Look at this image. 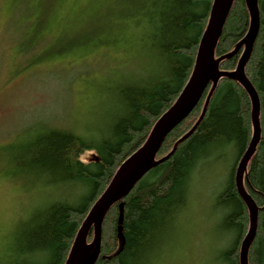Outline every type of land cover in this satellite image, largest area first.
<instances>
[{"label": "trees", "instance_id": "1", "mask_svg": "<svg viewBox=\"0 0 264 264\" xmlns=\"http://www.w3.org/2000/svg\"><path fill=\"white\" fill-rule=\"evenodd\" d=\"M212 1L117 0V9L114 10L109 0L104 18L111 14L119 22L112 20L107 25L94 23L88 27L92 28L88 40L115 28L117 34L123 36V41H131L132 38L121 29L126 24L130 25L131 17L145 18L154 28L151 42L147 46L142 45L149 60L140 59L139 71L127 76L131 79L124 77V80L116 79L111 83L110 86H114L117 81L122 82L115 85L116 91L113 90L110 118L114 121L106 134L92 139L71 129L49 128L35 133L19 148L15 159L19 172H29L36 178L53 174L49 183L57 186L74 188L78 182L80 193L73 201L52 202L34 215L18 232L13 245L0 254V264H64L93 203L120 165L143 144L156 120L171 106L186 83ZM50 3L51 0L43 1L44 14ZM257 3L260 14L258 34L244 66V73L259 97L261 127L260 139L243 181L245 190L259 209L256 234L248 251V264H264V0H257ZM38 18L35 19L36 25L42 20L39 18L38 22ZM248 22L245 0H233L214 49V59L233 50L246 34ZM139 23L141 21L136 20L135 25L140 26ZM84 32L86 30L73 34ZM32 34L34 36V32ZM138 35L134 38L137 39ZM27 36L33 39V36ZM143 37L134 45L140 41L144 43ZM94 41L101 45L108 42L105 39ZM113 41L117 42V39ZM241 54L242 49L234 56L220 60L218 71H233ZM154 58L159 60L157 64ZM138 74L140 77L134 79ZM107 89L110 91L109 87ZM207 91L189 115L168 133L156 159L165 156L175 141L195 124ZM250 112V98L244 88L234 79L221 77L195 130L168 159L151 168L128 194L109 208L102 222L100 253L95 264H148L149 254L161 243V234L172 226L180 212L188 209L199 165L207 161L218 166L231 149L237 152V160L245 150L252 132ZM89 151L93 153L89 154ZM234 169L235 163L215 197L216 203L226 208L221 225L227 236L232 238L231 244L221 253L225 264H239V244L248 230L247 208L237 193ZM120 202L123 203L120 223L123 244L118 237ZM91 241L92 233L86 239L87 243Z\"/></svg>", "mask_w": 264, "mask_h": 264}, {"label": "rangeland", "instance_id": "2", "mask_svg": "<svg viewBox=\"0 0 264 264\" xmlns=\"http://www.w3.org/2000/svg\"><path fill=\"white\" fill-rule=\"evenodd\" d=\"M43 1L0 0V254L34 215L52 202L73 201L80 193L78 182L74 188L57 186L49 183L53 174L36 178L19 172V148L49 128L71 129L92 139L106 134L114 121L113 90L122 82L110 85L139 71L140 59L149 60L142 45L147 46L154 33L147 19L131 17L130 25L121 29L131 41H123L115 28L88 40V27L94 23L119 22L111 14L104 18L109 0H51L46 14ZM116 1L110 0L114 10ZM37 16L42 19L39 25ZM81 30L86 32L73 34ZM143 35L144 43L134 45ZM95 39L108 42L101 45ZM236 158L231 149L220 165L209 164L195 175L188 209L161 234L148 264H225L221 253L232 238L221 225L226 208L215 197Z\"/></svg>", "mask_w": 264, "mask_h": 264}, {"label": "water", "instance_id": "3", "mask_svg": "<svg viewBox=\"0 0 264 264\" xmlns=\"http://www.w3.org/2000/svg\"><path fill=\"white\" fill-rule=\"evenodd\" d=\"M232 3L233 0L212 1L207 23L199 39L193 68L188 80L174 103L156 120L143 144L120 165L105 190L93 203L78 229L64 264H95L100 253L102 222L109 208L128 194L151 168L170 157L175 147L169 154L156 159V154L164 138L189 115L204 90L209 86L199 118L182 139L188 137L195 130L206 113L210 98L221 77L236 80L248 94L251 103L252 136L245 152L236 165L234 174L235 186L239 196L247 207L249 219L247 233L240 244L239 264H248V250L257 229L258 207L244 189L243 176L247 163L260 139L261 127L259 123V97L244 73V66L250 57L255 38L258 34L260 14L257 0H245L249 14L246 34L238 41L232 51L214 60V49ZM241 49L242 54L233 71L217 70L220 60L234 56ZM212 68H214L213 72L211 71ZM118 207V237L123 244V237L120 232L123 203L120 202ZM90 233H92V241L87 243L86 239Z\"/></svg>", "mask_w": 264, "mask_h": 264}, {"label": "bare ground", "instance_id": "4", "mask_svg": "<svg viewBox=\"0 0 264 264\" xmlns=\"http://www.w3.org/2000/svg\"><path fill=\"white\" fill-rule=\"evenodd\" d=\"M214 60H216V59H214ZM217 70H218V68H217ZM211 71L213 72L214 71V68H212L211 69ZM190 76V75H189ZM189 78V77H188ZM188 80V79H187ZM185 85V84H184ZM217 86V85H216ZM184 87V86H183ZM205 90H209V86L205 89ZM204 90V91H205ZM215 91V90H214ZM181 92V91H180ZM179 92V93H180ZM204 93V92H203ZM202 93V94H203ZM207 93H208V91H207ZM207 93H206V95H205V97L207 96ZM214 93V92H213ZM179 95V94H178ZM213 95V94H212ZM202 96V95H201ZM200 96V97H201ZM212 97V96H211ZM211 99V98H210ZM176 100V99H175ZM205 101V100H204ZM174 103V102H173ZM172 103V104H173ZM171 104V105H172ZM200 116V115H199ZM199 118V117H198ZM250 118H251V116H250ZM196 123V122H195ZM260 123V122H259ZM194 126V125H193ZM192 126V127H193ZM192 127H191V129H192ZM251 127H252V122H251ZM190 129V130H191ZM252 129V128H251ZM189 130V131H190ZM188 132V131H187ZM187 132L186 133H184L182 136H180L176 141H175V143H174V145L172 146V148H171V150L167 153V154H169L172 150H173V148L175 147V149L173 150V152L176 150V148H177V146L181 143V142H183L186 138H184V139H182L186 134H187ZM260 134H261V132H260ZM168 135V134H167ZM166 135V136H167ZM251 136H252V132H251ZM165 139V138H164ZM182 139V140H181ZM250 139H251V137H250ZM250 141V140H249ZM259 142V141H258ZM249 143V142H248ZM258 144V143H257ZM247 146H248V144H247ZM247 146H246V148H247ZM257 146V145H256ZM246 148H245V150H246ZM256 149V148H255ZM245 150L242 152V154L239 156V158L237 159V161H236V163H235V168H236V165H237V163H238V161L240 160V158H241V156L243 155V153L245 152ZM229 151V150H228ZM228 151H227V153H228ZM173 152H172V154H173ZM254 152H255V150H254ZM253 152V153H254ZM227 153H226V155H227ZM166 154V155H167ZM171 154V155H172ZM170 155V156H171ZM253 155V154H252ZM164 157V156H163ZM252 157V156H251ZM162 158V157H161ZM160 159V158H159ZM251 159V158H250ZM250 161V160H249ZM249 161H248V163H249ZM248 163H247V166H248ZM207 165H209V163L206 161L205 163H202V164H200L199 166H200V169L198 170V171H200V170H205L206 169V166ZM198 171H197V173H198ZM247 172V168H246V171L244 172V176H245V173ZM196 173V174H197ZM115 174V173H114ZM234 174H235V169H234ZM244 176H243V181H244ZM195 177V176H194ZM195 179V178H194ZM195 184V183H194ZM234 184H235V180H234ZM244 186V185H243ZM236 187V186H235ZM245 189V188H244ZM105 190V189H104ZM237 190V189H236ZM247 192V191H246ZM238 193V192H237ZM241 198V197H240ZM243 201V200H242ZM245 204V203H244ZM247 208V207H246ZM258 212H259V209H258ZM247 213H248V210H247ZM248 225H249V219H248ZM247 233V232H246ZM245 236V235H244ZM243 239V238H242ZM242 239H241V241H242ZM241 241H240V244H241ZM240 244H239V249H240ZM249 251V250H248ZM247 256H248V254H247ZM247 263H248V261H247Z\"/></svg>", "mask_w": 264, "mask_h": 264}]
</instances>
